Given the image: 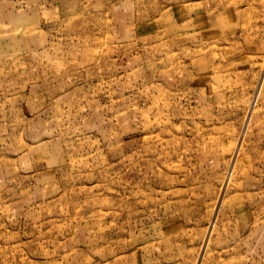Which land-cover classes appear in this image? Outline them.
<instances>
[{
  "label": "rangeland",
  "instance_id": "374dc122",
  "mask_svg": "<svg viewBox=\"0 0 264 264\" xmlns=\"http://www.w3.org/2000/svg\"><path fill=\"white\" fill-rule=\"evenodd\" d=\"M0 264H264V0H0Z\"/></svg>",
  "mask_w": 264,
  "mask_h": 264
}]
</instances>
